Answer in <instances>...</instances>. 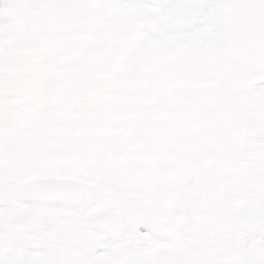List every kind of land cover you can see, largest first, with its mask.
I'll return each instance as SVG.
<instances>
[{
  "label": "snow or ice",
  "instance_id": "1",
  "mask_svg": "<svg viewBox=\"0 0 264 264\" xmlns=\"http://www.w3.org/2000/svg\"><path fill=\"white\" fill-rule=\"evenodd\" d=\"M0 264H264V0H0Z\"/></svg>",
  "mask_w": 264,
  "mask_h": 264
}]
</instances>
